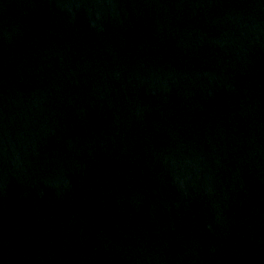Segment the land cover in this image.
I'll list each match as a JSON object with an SVG mask.
<instances>
[{
	"label": "water",
	"instance_id": "obj_1",
	"mask_svg": "<svg viewBox=\"0 0 264 264\" xmlns=\"http://www.w3.org/2000/svg\"><path fill=\"white\" fill-rule=\"evenodd\" d=\"M0 264H264V0H0Z\"/></svg>",
	"mask_w": 264,
	"mask_h": 264
}]
</instances>
